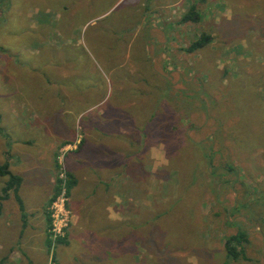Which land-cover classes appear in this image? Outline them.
<instances>
[{
    "label": "rangeland",
    "instance_id": "obj_1",
    "mask_svg": "<svg viewBox=\"0 0 264 264\" xmlns=\"http://www.w3.org/2000/svg\"><path fill=\"white\" fill-rule=\"evenodd\" d=\"M132 1L0 0V163L24 205L0 203V264H264V0H167L160 19ZM90 191L110 192L111 248L71 239Z\"/></svg>",
    "mask_w": 264,
    "mask_h": 264
},
{
    "label": "crops",
    "instance_id": "obj_2",
    "mask_svg": "<svg viewBox=\"0 0 264 264\" xmlns=\"http://www.w3.org/2000/svg\"><path fill=\"white\" fill-rule=\"evenodd\" d=\"M153 1H154V4H155V9H153L152 11H147V13H149V14L151 13V15L153 17H157V19H160L161 17H163V10H161V9L166 8L167 5H165V3H166L167 0H161L162 3L161 2H155L156 0H153ZM132 2H134V0ZM151 15H147V18L145 17L144 19H148V16H149V19H151ZM30 102L33 103L31 101V99H30ZM94 167H96V166H93V168ZM73 170H74L73 168L70 169L71 172H73ZM92 170H94V169H92ZM76 171L74 172L75 181H76L74 187L79 186V184H80V179H79V177H77L76 174H78V173ZM54 176L55 175H54V171H53V167H52L50 169V186L52 185L51 182L54 181ZM96 183H97V181H96ZM90 196H92V197H90ZM89 197L92 200H88ZM109 198H110V192L109 191L99 192V193L90 191L89 193H85L84 196H82V197L76 196L73 193L72 207H73L74 212L76 214L75 222L73 221L74 223L72 225L73 226L72 228H74V230H75V233H73L71 235V237H72L71 239L73 241L74 240L82 241V240H86V239L87 240H94L93 238H95V239L100 238V240H101L100 241V246H101L102 249H104V248L108 249L109 247L111 248L112 242H113L112 237H110L108 235L99 236L98 235V231H100V230L99 229L96 230V227H98L97 225H101V224H102L101 227H104V226L105 227H109V228L112 227L111 223H110L111 215L108 212L109 209H110V202H108L104 206L105 202L107 200H109ZM93 199H95V200H93ZM86 200H87V202H86ZM96 200H99V202H95ZM84 203L87 205V210L85 212L86 213L85 214V219H83V221H81V225L84 226V228H82V227H79V222H80L81 213H83V212L79 209V207L82 204H84ZM95 213H97V216H95ZM90 216H94L97 220L95 221L94 224H91V226L88 227V224H90V223L87 222L86 220ZM24 218H25V216H24V214H22L21 215L22 230L25 229L24 230V232H25L27 227L25 226L26 225V220ZM30 231H32L31 227L28 228L27 233L30 232ZM90 232H92V236H93L92 239H89ZM30 234L31 233H29L28 236ZM32 236H33V234H32ZM33 238H34V236H33ZM39 245H40V242L39 243H31V246L35 247V248L38 247ZM107 254H110L108 256H112L113 255L112 251H109V250H106L105 255H107Z\"/></svg>",
    "mask_w": 264,
    "mask_h": 264
},
{
    "label": "trees",
    "instance_id": "obj_3",
    "mask_svg": "<svg viewBox=\"0 0 264 264\" xmlns=\"http://www.w3.org/2000/svg\"><path fill=\"white\" fill-rule=\"evenodd\" d=\"M195 6L191 5L189 10L183 15L182 21L187 22V21H198L200 20V15L195 11ZM211 39L210 35L206 33H202L198 39L193 41L187 48L186 50L188 52L196 51L202 47H204L206 44H208L209 40ZM0 130L1 127H0ZM0 176L6 177V180L1 187L0 190V203L6 199H8L10 193L12 192L14 195V198L16 202L18 203V207L21 211L24 209V205L22 202L21 197L19 196V188L22 184V177L19 174H15L11 171L9 168V164L7 161L0 163ZM70 177L68 182H67V187L68 190L71 189V187L74 186L75 180L73 176L68 174ZM58 184L55 186V189L58 188ZM53 200V197L50 199V201ZM246 242V237L243 232H238L236 234L230 235L226 237L225 242H224V249L225 253L228 258L230 259H238L241 257L243 249L240 247V243Z\"/></svg>",
    "mask_w": 264,
    "mask_h": 264
},
{
    "label": "built area",
    "instance_id": "obj_4",
    "mask_svg": "<svg viewBox=\"0 0 264 264\" xmlns=\"http://www.w3.org/2000/svg\"><path fill=\"white\" fill-rule=\"evenodd\" d=\"M66 200V191L63 186L61 193L51 206V225L49 231L54 238L62 237L68 225L69 212L65 207Z\"/></svg>",
    "mask_w": 264,
    "mask_h": 264
}]
</instances>
